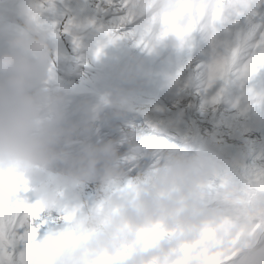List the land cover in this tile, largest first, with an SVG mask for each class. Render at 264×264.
Instances as JSON below:
<instances>
[{
    "label": "rangeland",
    "instance_id": "obj_1",
    "mask_svg": "<svg viewBox=\"0 0 264 264\" xmlns=\"http://www.w3.org/2000/svg\"><path fill=\"white\" fill-rule=\"evenodd\" d=\"M257 4L259 11L254 13L255 18L250 12L233 15L239 11L237 5L238 10L233 8L230 17L226 16L215 30L211 26L202 27L181 46L174 36L158 38L153 17L158 20L163 13L145 14L136 0H131L126 9L121 0L114 3L87 0L86 7L93 13H86L80 30L101 20L94 39L96 46L102 48L100 60L109 65L113 73L112 86L106 90V96L132 106L136 112H102L95 103H90L84 108L75 107L68 114L70 108L60 101L65 121L74 129L66 150H81L83 154L84 145L103 148L111 143L122 179L118 184L103 183L106 162L100 159L95 167L97 175H90L86 181L66 180L67 175L64 180H52V184L46 181L44 185H50L54 193L51 201H46L42 192L36 191L34 197H25L39 201L46 209L47 218L55 217L57 231L54 235L62 238L58 264H96L108 257L114 258L113 264H171L185 244L205 237L208 251L220 253L223 258L256 239L261 229L255 235L248 230L255 221L264 218V189L256 187L243 192L240 180L235 177L236 173L243 176L246 168L264 159V69L245 81L243 87L234 71L225 81H216L210 89L206 88V70L218 50L239 45L236 70L252 55L254 45L264 36V14L261 16L259 0ZM117 25H121L119 32L109 31ZM0 40L4 42L3 37ZM49 69L47 66L46 78L37 83L41 84L39 89L46 88L54 94L50 78L53 74L54 79L55 74ZM72 81L67 82L74 83V89L79 91L81 85ZM221 87L220 99L213 103L211 97ZM140 113L151 115L176 135L199 143V150L193 151L169 136L152 134ZM206 151L215 153L221 163L200 185L197 209L202 214L200 219L174 227L162 221L135 229L124 225L116 233L119 242L115 247H90V242L110 223L111 214L119 210L113 207L105 212L112 192L134 191L135 179L146 178L168 169L177 160L193 158ZM19 175L21 189L25 181L30 187L41 180L36 178L31 182L27 175ZM94 216L100 219L90 226L87 221ZM128 233H132L130 238ZM121 236L125 238L120 239ZM166 240L175 243L162 249V242ZM138 254H144L140 261H137ZM230 264H264V235L257 247L240 254Z\"/></svg>",
    "mask_w": 264,
    "mask_h": 264
},
{
    "label": "clouds",
    "instance_id": "obj_2",
    "mask_svg": "<svg viewBox=\"0 0 264 264\" xmlns=\"http://www.w3.org/2000/svg\"><path fill=\"white\" fill-rule=\"evenodd\" d=\"M29 24L23 35L10 41V51L0 54V171L7 174H24L32 178L48 176V166L62 160L72 166L67 178L85 180L95 172L100 159L106 162L103 182L118 184L122 179L119 162L111 143L103 148L83 146V155L72 157L66 149L55 151L52 145L59 139L62 129L55 127L62 109L61 97L48 89L32 91L35 83L47 76L48 50L44 35H37ZM67 130L65 142L71 143ZM215 153L202 152L193 158L177 160L168 169L133 181L134 191L112 192L105 204V212L113 207L110 223L97 238L90 242L94 249L112 248L119 242L117 231L124 225L135 229L157 221L169 227L190 224L201 218L200 185L220 165ZM59 177L55 179H63ZM41 192L46 201L54 199L47 185ZM99 216L90 218L92 226ZM132 233H128L130 238ZM125 237L121 236L120 239ZM175 241H163L162 249ZM144 258L138 254L137 261Z\"/></svg>",
    "mask_w": 264,
    "mask_h": 264
},
{
    "label": "snow or ice",
    "instance_id": "obj_3",
    "mask_svg": "<svg viewBox=\"0 0 264 264\" xmlns=\"http://www.w3.org/2000/svg\"><path fill=\"white\" fill-rule=\"evenodd\" d=\"M114 3L115 0H107ZM131 0H121L126 9ZM159 3L160 0H153ZM169 5L157 20L153 17V26L158 29V38L174 36L181 44L191 34L202 27L211 26L214 30L233 8L238 0H164ZM264 2V0H262ZM43 8L44 0H38ZM71 23V21H69ZM121 25L109 31L119 32ZM67 31V29H65ZM102 48L97 47L95 56L101 55ZM239 45L214 52L212 61L206 70V88H212L216 81H225L236 72L241 87L257 71L264 69V36L254 45L252 55L245 59L239 70L235 69ZM223 87L211 97L213 103L220 99ZM241 182L243 192L259 187L264 189V159L245 169L243 176H236ZM23 180V177H21ZM23 191L24 197L19 193ZM28 187L21 189V183L14 174L0 171V264H58L62 238L54 235L57 231L55 217L47 218L46 209L39 201L26 199ZM67 219V217H65ZM264 228V218L255 221L248 230L255 235ZM49 229H54L50 231ZM221 257L220 253L208 251L206 237L185 244L171 264H230L233 256ZM114 258L108 257L96 264H113Z\"/></svg>",
    "mask_w": 264,
    "mask_h": 264
},
{
    "label": "bare ground",
    "instance_id": "obj_4",
    "mask_svg": "<svg viewBox=\"0 0 264 264\" xmlns=\"http://www.w3.org/2000/svg\"><path fill=\"white\" fill-rule=\"evenodd\" d=\"M257 1L258 0L238 1L237 5L239 6V11L238 13L232 12L233 15L235 14L241 16L243 12H250L251 16H253L255 12L259 11ZM74 2H76L75 5ZM136 2L143 6V11L145 14H162L169 8V5H167L164 0H160L159 3H154L153 0H136ZM86 3V0H59L57 3L53 2V0H44L45 6L41 8L38 4V0H0V37L4 38V42L1 43L0 40V54L10 51L11 39L15 36L23 35L26 27L31 24L34 29H36L35 34L44 35V43L47 45V50L49 53L47 66L54 71V80L65 82L72 78L73 81L75 80L77 84L81 85L79 91L89 90L97 93L106 92L108 87L111 85V76L104 71V64L100 58L95 56V50L97 49V46L96 43H94V33L95 30L98 29L97 27L100 21H98L96 25H93L92 28H89L87 41L84 45L79 44L78 41V37H80V25L82 23L81 16L84 15L85 11L90 13V10L86 7ZM250 13H248V15ZM256 14L258 15L259 13ZM261 16H263V14ZM228 17H230V14ZM253 17L255 18V16ZM260 19L261 17L259 20ZM69 21H71V23H69ZM244 21L245 20H243V23ZM8 24H12V26L10 28L6 27ZM65 29H67V31H65ZM80 48H87L88 53L82 52L81 54H78V50ZM60 56L66 58L68 61L65 70L59 69L58 58ZM56 76L60 77V79L57 80ZM63 121L64 119L60 118L55 123L57 128L64 130L62 131L59 139L52 145V148L55 151H60L59 145L64 143L67 130L71 129L70 127L66 129L64 126L65 123ZM65 145L66 144H64L63 148L67 149L68 146ZM67 151L70 152L72 157H79L83 155L81 152H79L81 150L76 153L73 150ZM71 168L72 166L70 163H64L62 160H56L48 166L49 174L47 177L40 178L41 180L32 184L31 182L36 178L28 176L31 178V182L29 183L32 185L28 187L29 190L26 197H34L35 191L38 193L41 192V188L44 186L46 181H49V184H52V180L59 177H65ZM94 174L97 175L96 171L92 175ZM14 175L16 176V179L19 180L20 175ZM61 180H64V178ZM19 195L21 197L25 196L24 193Z\"/></svg>",
    "mask_w": 264,
    "mask_h": 264
},
{
    "label": "water",
    "instance_id": "obj_5",
    "mask_svg": "<svg viewBox=\"0 0 264 264\" xmlns=\"http://www.w3.org/2000/svg\"><path fill=\"white\" fill-rule=\"evenodd\" d=\"M263 235H264V228H262V229L259 231V233H258L256 239H255L252 243H250V244H248V245H245V246H241V247H239V248H236V249L232 252V254H235V255L233 256L232 260L235 259L237 256H239L241 253L246 252V251L253 250L255 247H257L258 244H259V241H260V239L262 238ZM232 254H231V255H232Z\"/></svg>",
    "mask_w": 264,
    "mask_h": 264
}]
</instances>
